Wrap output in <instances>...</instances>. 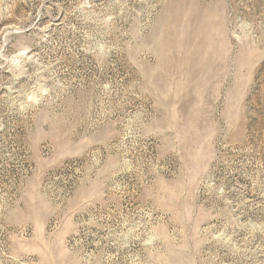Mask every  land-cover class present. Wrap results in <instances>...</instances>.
Instances as JSON below:
<instances>
[{
  "label": "rangeland",
  "instance_id": "374dc122",
  "mask_svg": "<svg viewBox=\"0 0 264 264\" xmlns=\"http://www.w3.org/2000/svg\"><path fill=\"white\" fill-rule=\"evenodd\" d=\"M0 264H264V0H0Z\"/></svg>",
  "mask_w": 264,
  "mask_h": 264
}]
</instances>
